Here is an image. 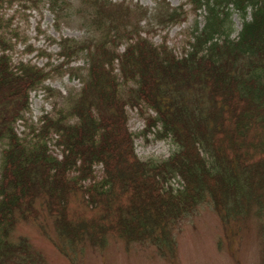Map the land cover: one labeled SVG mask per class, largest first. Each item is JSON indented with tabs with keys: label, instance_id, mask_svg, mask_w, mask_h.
<instances>
[{
	"label": "trees",
	"instance_id": "1",
	"mask_svg": "<svg viewBox=\"0 0 264 264\" xmlns=\"http://www.w3.org/2000/svg\"><path fill=\"white\" fill-rule=\"evenodd\" d=\"M185 5L203 23L177 55L145 32L186 21ZM14 6L45 9L55 26L74 16L86 34L46 37L58 50H37L42 67L14 61L22 36L5 12ZM63 74L78 88L31 121V92L52 94L45 82ZM129 109L144 119L142 135L171 144L168 156L136 154ZM205 206L219 222L218 251L238 264L232 246L253 230L264 264V0H160L152 12L124 0H0V264H41L29 240L13 236L37 207L72 262L113 237L174 263L181 223Z\"/></svg>",
	"mask_w": 264,
	"mask_h": 264
},
{
	"label": "rangeland",
	"instance_id": "2",
	"mask_svg": "<svg viewBox=\"0 0 264 264\" xmlns=\"http://www.w3.org/2000/svg\"><path fill=\"white\" fill-rule=\"evenodd\" d=\"M119 2L123 0H112ZM126 2L138 3L152 12L157 1L160 0H124ZM170 6L177 7L184 0H166ZM17 6L5 9L6 14L13 15L12 26L20 32L21 39L16 41L12 50L14 61H30L39 67L44 66L47 59L37 55L38 49H44L47 53L54 54L58 50L56 44H50L45 38L50 37L59 40L62 37L81 39L86 34L84 28L79 25V20L71 17L63 19L54 25L53 16L50 12L43 9L41 13L36 11H26L25 15L21 10L15 11ZM187 12L186 21L170 26L165 30L159 26H152L155 31L145 32L146 35L155 43L159 44L164 37L168 46L180 55L188 40L195 20L198 25L203 23V13L199 16L191 11L190 5H185ZM150 20L141 22L144 30H148L146 23ZM233 27L236 31L240 29V21L236 14L232 15ZM148 24V23H147ZM38 29L43 34L38 35ZM31 48H28V47ZM59 60L56 56L50 58V62L56 64ZM81 60H77L72 65H81ZM53 93L49 94L45 90H38L30 94V112L28 118L36 122L38 117L45 112H49L54 103H57L58 93L64 94L67 89L78 88L79 83L75 79H69L67 74L55 75L45 82ZM151 113V112H150ZM128 126L131 131L138 133L134 140L135 152L141 159L163 158L168 156L172 146L168 141L155 140L153 132H146L144 119L135 109L128 110ZM21 125L17 126L20 132ZM100 167H96L98 171ZM38 208V215L27 221L18 222L14 237H26L31 247L41 257V264H236L228 255L225 249L218 251L216 242L221 239L219 222L208 206L200 207L197 212L189 219L181 223L177 241V259L174 263H169L158 257L153 248L147 244L132 243L128 244L122 240L108 237L107 244L102 249L85 246L81 255L75 262L62 255L53 244L54 232L51 228V220L46 217L44 209ZM257 243L253 230L245 234L238 246L233 245L232 250H236V260L238 264H259L257 258ZM257 260V263H256Z\"/></svg>",
	"mask_w": 264,
	"mask_h": 264
}]
</instances>
